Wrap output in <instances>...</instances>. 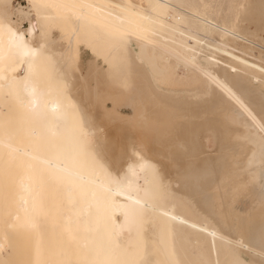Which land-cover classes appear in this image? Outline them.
Returning a JSON list of instances; mask_svg holds the SVG:
<instances>
[{"label": "bare ground", "instance_id": "obj_1", "mask_svg": "<svg viewBox=\"0 0 264 264\" xmlns=\"http://www.w3.org/2000/svg\"><path fill=\"white\" fill-rule=\"evenodd\" d=\"M27 1L32 10L0 0V104L9 113L0 106V253L13 250L14 264H146L138 246L145 224L155 223L190 243V264H264V0L245 1L231 25L178 0ZM168 8L176 9L173 21ZM51 19L69 22L73 34L61 57L48 62L47 32L57 44L65 40L47 26ZM82 27L129 38L125 46L143 53L160 75L171 68L182 80L177 65L194 71L196 87L175 94V105L190 94L188 114L169 119L127 100L138 114L120 115L136 130H152L161 149L151 144L139 158L126 156L129 137L121 128L120 164L102 156L110 134L101 121L89 132L92 116L80 121L79 86L65 75L75 35H91ZM149 45L161 53L155 62ZM102 70L87 81L103 83L105 102L92 100L93 111L98 106L109 116L114 92ZM7 102L19 114H10ZM131 144L144 146L139 137ZM152 157L171 162L177 193L170 202L156 199Z\"/></svg>", "mask_w": 264, "mask_h": 264}, {"label": "rangeland", "instance_id": "obj_2", "mask_svg": "<svg viewBox=\"0 0 264 264\" xmlns=\"http://www.w3.org/2000/svg\"><path fill=\"white\" fill-rule=\"evenodd\" d=\"M178 1H180L182 5L180 7L185 10L189 11L190 9H195L196 11H200V14L204 13V16H207L208 19L212 20L213 18V21L216 20L221 23L226 22L227 24L231 25L232 23L230 22H232L237 17V15H239V10L247 0ZM14 5L17 7L21 5L24 8L32 10V6L28 8L30 4L27 0H14ZM116 6L119 9L121 8V6L119 5ZM122 9L125 10L124 8ZM125 11L128 12L127 9ZM167 12L169 15V19L173 21V16L176 14V9L168 8ZM23 22V26H26V22ZM47 26H52L56 30H61L62 34L65 36V40L61 44H57L55 41H53L54 33L47 32V60L49 62L52 59L61 57L62 48L67 41L66 37L68 38V35H71L73 33L70 31L72 26L69 22L63 24L59 22L58 19H51V21L47 23ZM83 28H86V30L90 31L89 27H82V29ZM90 33L91 35L87 34V32L82 31L79 34L75 35L73 54L72 56H69L70 59L72 58L74 60V62L70 63V65L68 66L69 71H65V75L67 74L71 78L76 79V81L70 80V83H75L79 86L78 96L80 104L85 108L82 112L79 111L80 121H83V118L88 116H92L95 119L93 129H87L89 132L91 130H97L100 121L102 122L101 127L110 134V140L105 143V150L102 151L101 154L104 158H106V156L113 158V161H111L114 164H118L120 162V159L119 161L115 160H117L118 158V146L116 142H118V132L119 130H121V128H123L122 132H126L128 137L130 138V140L129 138H127V148H129V150L126 151V156L130 153V155L134 157V159H136L137 157L139 158L142 153L146 152L145 149H149L151 144V146H153L154 148L161 149V147L163 146L161 145L159 140L156 139L154 133H152V130H136V125L133 122L130 123L125 121L127 123H123L120 120V115H125V113L129 114V111H131L132 115L138 114L130 109V105L127 100H135L137 101V106L139 105L141 109L144 108L147 109V111L151 110L152 114L162 113L163 116L169 119L173 118L175 112L178 111L180 113L182 112L184 115L188 114L192 110L190 103H188L191 98L190 94L184 96L183 101L180 105H175V94L180 90H186V92H189L190 86L196 87V85L191 82V74H193L194 71L192 69H186V67L183 65H177V72L183 78L181 79L187 84H182L184 86L183 88L182 85H180V81L182 80H178L177 76H173L171 68L170 70H168L169 72L160 75L161 70L156 69L151 63L146 62V60L143 59V57L145 58L143 53L139 52V50L136 48L133 49L129 48V46H125L127 43L132 42L129 38L124 37L123 35L118 33L106 32V30H104L102 33H96V35L91 31ZM57 34L59 33H56V35ZM182 38L188 40L183 35ZM114 41H116L118 45ZM189 42L190 44L194 45L193 41L189 40ZM160 54L161 53L159 51L154 50L152 46H150L148 60L150 62H155L160 58ZM176 62L179 61L177 59L175 60V58L171 59V64L174 65ZM135 63L137 65L134 66L133 69H130V67H128L130 64ZM147 63L148 65L146 66ZM98 68L103 69L101 73H104L105 70L108 71V74L110 76V82H108V85H110L111 90L113 89L112 91L114 92V98L108 99L106 104V106L110 107L111 114L109 116L104 115V113L97 112L98 106L93 111L95 101L92 102V100L97 99L98 101L105 102L104 98L101 97L103 94V88H98L99 86H102L103 83H99V86H94L95 81H87L90 80V77H94L95 74H97ZM132 73H136L134 74L135 76ZM42 74V76L45 78V71H43ZM146 74L151 76L150 82L146 80ZM158 77H161L162 81H157L156 78ZM187 77H189L190 82L189 80H187ZM126 79H129V81H127ZM57 81L58 80H56V82ZM97 89L100 90L96 94ZM115 91H117L118 93H116ZM134 91H137L138 94L135 95L133 93ZM196 92L197 91H195V93ZM146 94H149L151 96L150 103H143L141 101ZM9 104L11 105V103H8V105ZM0 106L1 108H3L2 104H0ZM13 108L14 107L12 105L9 107L11 111L14 110L12 113L10 111V114H19L18 106L15 109ZM2 110L4 111V114H9L5 111V107ZM145 112L146 111H144V113L142 114H145ZM75 115L78 116L75 109H73L72 116L76 117ZM140 117L141 115L137 116L135 122ZM169 130L170 134L172 135V133L175 131L174 126L170 127ZM90 136L91 133H89L86 137L90 138ZM137 137L142 139V141L144 142V146H140L139 144H131V141ZM209 147L210 150L214 149V142L211 139L209 141ZM151 162L152 166L149 169V172L154 180V190L157 194L156 199L158 201L162 199L170 202L174 199L177 193L174 192L177 183H172L170 179V171L172 169L171 162L166 163L153 157L151 158ZM108 165L112 169V164L109 163ZM184 212H186L185 209ZM142 234L143 244H141V246H138V248H141H137V254H141V256L143 254L145 256L146 264H159L157 254H159L162 259H165L167 261V264H190L191 257L189 258L188 254L192 252L191 245H189V242H185L182 236H177L175 231L168 228L163 230L155 223H149L148 225L145 224V226L143 227ZM12 238L14 239V236H12ZM125 238H127V235H125ZM173 243H175L176 246H172ZM163 261L164 260H162V262ZM0 264H14L13 250L10 249L9 251H3L0 253ZM224 264H226V262Z\"/></svg>", "mask_w": 264, "mask_h": 264}]
</instances>
